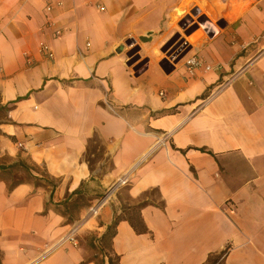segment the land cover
<instances>
[{"label":"crops","instance_id":"crops-1","mask_svg":"<svg viewBox=\"0 0 264 264\" xmlns=\"http://www.w3.org/2000/svg\"><path fill=\"white\" fill-rule=\"evenodd\" d=\"M49 2L0 0V264H207L227 245V264H264V0ZM192 9L219 28L196 42L201 65L164 73L152 59L137 75L121 44L156 48ZM76 190L89 197L78 244L55 247ZM141 202L149 232L121 219L99 251Z\"/></svg>","mask_w":264,"mask_h":264},{"label":"rangeland","instance_id":"rangeland-1","mask_svg":"<svg viewBox=\"0 0 264 264\" xmlns=\"http://www.w3.org/2000/svg\"><path fill=\"white\" fill-rule=\"evenodd\" d=\"M196 9H192L184 18L190 16L192 21L189 22L186 26H182V20L178 24V31L173 33L167 40L159 41L156 48L155 44H147L144 40L130 37L126 39L121 44L122 53H124L125 58L128 60L129 66L135 73L140 71H147L150 67L152 59L155 60V65L152 68H157L166 72L163 69V65L167 66V69H172L170 73L174 72L176 69L180 68L187 57L195 51L196 42L202 35H207L204 28L200 25L197 29L190 32L189 31L198 23V18L202 13H196ZM210 17V16H209ZM210 19L216 24L215 19ZM154 48V49H153ZM146 50L149 52L146 53ZM156 51V53L154 52ZM186 65V64H185ZM100 150H97L95 154H90L91 158L96 159L94 163V168L98 167V164L101 162L98 158ZM103 167V166H102ZM31 178L29 167L26 166V179ZM94 246L98 247V250L101 251L102 243L100 239L94 243ZM113 257V256H112Z\"/></svg>","mask_w":264,"mask_h":264},{"label":"trees","instance_id":"trees-1","mask_svg":"<svg viewBox=\"0 0 264 264\" xmlns=\"http://www.w3.org/2000/svg\"><path fill=\"white\" fill-rule=\"evenodd\" d=\"M97 150H100L98 158L100 160L103 159L105 147L103 146L98 137H93L92 139H90L86 153L84 154V159L88 162L92 170L95 169L94 163L96 162V159L91 158L90 154H95ZM42 180V178L36 177V184H41L42 182H44ZM45 182H47V184L52 185L53 188L55 187V183H52L50 181ZM75 194L77 195L75 196ZM64 204L65 208L62 212L65 216H67L68 222L74 224L78 220L76 217L77 213L86 205H89V197L88 195L81 194L79 190H76L64 201ZM142 206H144V202H141L137 205L125 206L122 209V212L116 215L114 221L108 226L103 237L100 238V241L102 243V249H112L113 238L117 233V226L121 219L128 220L131 223L132 227L138 233L149 232V229L141 214ZM229 250L230 246L227 245L221 252L209 255L207 259V264H227L226 256L229 253ZM117 259L118 257H110V264H117Z\"/></svg>","mask_w":264,"mask_h":264},{"label":"built area","instance_id":"built-area-1","mask_svg":"<svg viewBox=\"0 0 264 264\" xmlns=\"http://www.w3.org/2000/svg\"><path fill=\"white\" fill-rule=\"evenodd\" d=\"M47 8L48 9L52 8V5L49 2V0H48ZM51 26H54V24H52ZM55 35L57 37L61 36L62 35V30L61 29H56ZM41 51L44 52L49 57H53L54 56L53 49L47 43H42ZM185 64H186L187 70L190 73L193 74L195 69L201 65V61L198 59L197 55L194 53V54L190 55L187 58ZM208 68H211V67H208ZM161 94H163V93H161ZM214 95H215V93H212L210 97H213ZM127 181H128V178H124L121 181H119L118 183H116L115 185H113V187L110 189V191L107 194L104 195V197L98 199L93 205L90 206V208L88 210V215L89 216L98 215L99 209L104 205V203H106L109 200V198L112 197L113 193L121 185H125L127 183ZM80 225H82V223L80 221L72 224L68 234L65 235L61 239V241L58 243V245H56L55 247L61 246V245L65 244V243H67V242H72L73 244L77 245L78 244L77 236H78V233H79Z\"/></svg>","mask_w":264,"mask_h":264},{"label":"water","instance_id":"water-1","mask_svg":"<svg viewBox=\"0 0 264 264\" xmlns=\"http://www.w3.org/2000/svg\"><path fill=\"white\" fill-rule=\"evenodd\" d=\"M196 13H199V10H197ZM191 21L192 18L188 16L187 18H184L182 20L181 25L186 26ZM200 25L204 28V30L206 31L209 37H214L219 32L218 26L215 23H213V21H211V19L207 15L202 14L198 18V23L189 31V33L197 29ZM129 64L131 63H128V65ZM163 69L166 71V73H170V71L172 70V69H167L166 65H163ZM142 72L143 71H140L139 73H137V75H140Z\"/></svg>","mask_w":264,"mask_h":264}]
</instances>
